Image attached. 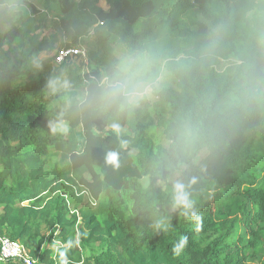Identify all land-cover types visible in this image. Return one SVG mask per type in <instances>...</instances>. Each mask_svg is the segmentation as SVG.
Returning <instances> with one entry per match:
<instances>
[{
  "label": "trees",
  "instance_id": "trees-1",
  "mask_svg": "<svg viewBox=\"0 0 264 264\" xmlns=\"http://www.w3.org/2000/svg\"><path fill=\"white\" fill-rule=\"evenodd\" d=\"M208 3L32 0L23 51L11 52L16 74L0 78V235L35 264H264V129L238 133L180 175H157L162 131L185 96L121 116L117 134L110 117L69 111L63 94L47 87L53 77L84 86L117 38L137 40L164 25L198 30L195 16ZM11 41L0 37V52ZM70 47H83L85 58L56 63L55 53ZM34 56L40 69L27 66ZM62 120L70 131L54 133ZM110 151L118 167L106 162ZM177 179L188 185L199 221L173 206Z\"/></svg>",
  "mask_w": 264,
  "mask_h": 264
},
{
  "label": "clouds",
  "instance_id": "clouds-1",
  "mask_svg": "<svg viewBox=\"0 0 264 264\" xmlns=\"http://www.w3.org/2000/svg\"><path fill=\"white\" fill-rule=\"evenodd\" d=\"M31 4L0 0V37H12L8 50L0 52V78L16 74L11 52L23 51L19 45L33 18ZM195 20L200 25L195 31L177 33L164 25L137 40L117 38L105 65L84 86L74 89L69 79L53 77L47 87L63 94L69 111L110 117L117 134L121 116L182 94L188 102L176 108L164 127L157 164V175H180L238 133L264 129V0H209ZM27 66L40 69L42 58L32 57ZM52 131L67 134L68 121ZM106 162L118 167L119 154L108 152ZM187 187L181 179L174 181L173 206L199 221ZM186 243L181 238L177 254Z\"/></svg>",
  "mask_w": 264,
  "mask_h": 264
},
{
  "label": "built area",
  "instance_id": "built-area-1",
  "mask_svg": "<svg viewBox=\"0 0 264 264\" xmlns=\"http://www.w3.org/2000/svg\"><path fill=\"white\" fill-rule=\"evenodd\" d=\"M80 54L85 58V50L83 47L61 48L55 55L54 60L60 63L67 55ZM9 259L17 260L22 264H35V260L27 256L18 241L11 240L4 235H0V261L4 262Z\"/></svg>",
  "mask_w": 264,
  "mask_h": 264
},
{
  "label": "rangeland",
  "instance_id": "rangeland-1",
  "mask_svg": "<svg viewBox=\"0 0 264 264\" xmlns=\"http://www.w3.org/2000/svg\"><path fill=\"white\" fill-rule=\"evenodd\" d=\"M218 174V173H217Z\"/></svg>",
  "mask_w": 264,
  "mask_h": 264
}]
</instances>
